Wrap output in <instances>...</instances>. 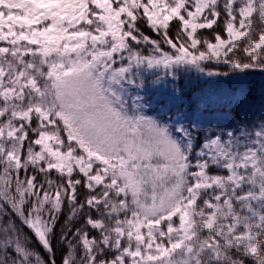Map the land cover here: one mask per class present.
<instances>
[{
    "label": "snow or ice",
    "instance_id": "obj_1",
    "mask_svg": "<svg viewBox=\"0 0 264 264\" xmlns=\"http://www.w3.org/2000/svg\"><path fill=\"white\" fill-rule=\"evenodd\" d=\"M0 264H264V0H0Z\"/></svg>",
    "mask_w": 264,
    "mask_h": 264
},
{
    "label": "rangeland",
    "instance_id": "obj_2",
    "mask_svg": "<svg viewBox=\"0 0 264 264\" xmlns=\"http://www.w3.org/2000/svg\"><path fill=\"white\" fill-rule=\"evenodd\" d=\"M212 80V83H208L207 81ZM215 78H201L200 81L196 82L194 84V86L196 87V90L203 89V93L200 92V95L202 96V98L206 101L209 100L210 98L213 100V102H216L219 98V94H220V87L214 82ZM259 78L257 77L256 82L254 83V87L255 84L258 83ZM173 88L176 89V95L179 96L180 95V85L179 84H169L168 85V89L171 91ZM188 95H185V98L181 101V100H176L175 103L179 104L180 107L188 112L191 113L192 108H190V100L188 99ZM170 99V98H169ZM258 103V101H257ZM195 104V102H194Z\"/></svg>",
    "mask_w": 264,
    "mask_h": 264
},
{
    "label": "trees",
    "instance_id": "obj_3",
    "mask_svg": "<svg viewBox=\"0 0 264 264\" xmlns=\"http://www.w3.org/2000/svg\"><path fill=\"white\" fill-rule=\"evenodd\" d=\"M179 85L181 87V89L184 90V92L186 93V95L188 96H192V92L189 91V88L191 87L192 88V91H194L196 93V96L192 97V100H190V108L194 109L197 105H200V104H203V103H208V102H213V100L210 98L209 100H204L202 98V96L200 95V92L199 90H196L195 86L193 85H189L187 84L186 82L184 81H180L179 82ZM195 104H194V102ZM169 115H171V113H169Z\"/></svg>",
    "mask_w": 264,
    "mask_h": 264
}]
</instances>
